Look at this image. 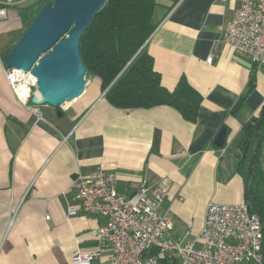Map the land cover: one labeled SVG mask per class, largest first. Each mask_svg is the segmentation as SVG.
<instances>
[{
	"label": "crops",
	"instance_id": "1",
	"mask_svg": "<svg viewBox=\"0 0 264 264\" xmlns=\"http://www.w3.org/2000/svg\"><path fill=\"white\" fill-rule=\"evenodd\" d=\"M40 1L0 0L7 6L0 20V264H72L77 251L97 252L105 219L69 210L76 177L99 169L117 174L116 189L127 197L143 180L166 183L161 213L173 224L171 239L182 243L199 236L211 202H247L240 148L243 127L264 108V64L224 43L244 0H160L155 9L147 51L166 90L186 78L202 97L195 123L168 106L117 109L95 77L59 110L22 104L4 57L24 32L20 9ZM224 128L227 142L218 148Z\"/></svg>",
	"mask_w": 264,
	"mask_h": 264
},
{
	"label": "built area",
	"instance_id": "2",
	"mask_svg": "<svg viewBox=\"0 0 264 264\" xmlns=\"http://www.w3.org/2000/svg\"><path fill=\"white\" fill-rule=\"evenodd\" d=\"M6 9L7 6L0 8V20L7 18ZM224 43L247 55L254 64H264V0H244L225 29ZM5 75L17 99L31 104L36 86L31 73L6 69ZM117 182V174L104 169L74 180L75 205L69 215L99 216L105 224L95 234L97 252L77 251L72 264H162L161 259L172 260L175 256L180 258V264L264 263V225L248 202H211L199 236L182 243L171 239L173 224L161 213L168 195L166 183L154 187L143 180L137 192L127 197L117 191ZM197 244L201 247L197 248Z\"/></svg>",
	"mask_w": 264,
	"mask_h": 264
},
{
	"label": "trees",
	"instance_id": "3",
	"mask_svg": "<svg viewBox=\"0 0 264 264\" xmlns=\"http://www.w3.org/2000/svg\"><path fill=\"white\" fill-rule=\"evenodd\" d=\"M49 1L53 0H41L33 6L20 9L25 20L24 31L40 8ZM158 1H107L81 39V56L87 69V78L95 77L101 81L106 100L117 109L146 110L168 106L179 112L184 119L195 123L200 116L202 97L186 78L180 80L173 92L166 90L162 86L161 75L153 67V58L147 51V43L156 30L153 17ZM262 118L264 108L260 116L255 118V123L252 121L243 127L242 144L246 141L249 149L246 155L241 154L239 169L246 180L250 160L260 141L249 193L253 201L252 211L259 215L264 225V121L259 126V139L255 135V128ZM160 261L162 264H178L166 258Z\"/></svg>",
	"mask_w": 264,
	"mask_h": 264
},
{
	"label": "water",
	"instance_id": "4",
	"mask_svg": "<svg viewBox=\"0 0 264 264\" xmlns=\"http://www.w3.org/2000/svg\"><path fill=\"white\" fill-rule=\"evenodd\" d=\"M107 1L53 0L40 8L5 58L7 69L31 73L36 79L32 105L37 107L48 105L59 109L75 102L86 93L89 79L81 56V39L90 28L93 19L106 6ZM61 114L59 112V116ZM252 121L255 123L256 119ZM263 121L264 118L255 128L258 139L259 126ZM226 142L227 129L224 128L216 137L215 145L223 148ZM260 145L259 141L250 160L245 182L246 198L250 208L253 207V201L249 185ZM248 149L245 141L240 148L241 154L246 155Z\"/></svg>",
	"mask_w": 264,
	"mask_h": 264
},
{
	"label": "bare ground",
	"instance_id": "5",
	"mask_svg": "<svg viewBox=\"0 0 264 264\" xmlns=\"http://www.w3.org/2000/svg\"><path fill=\"white\" fill-rule=\"evenodd\" d=\"M21 87H22V89H25V87L23 85ZM22 91L23 90H21V89L18 88V92H21L22 93Z\"/></svg>",
	"mask_w": 264,
	"mask_h": 264
},
{
	"label": "rangeland",
	"instance_id": "6",
	"mask_svg": "<svg viewBox=\"0 0 264 264\" xmlns=\"http://www.w3.org/2000/svg\"><path fill=\"white\" fill-rule=\"evenodd\" d=\"M160 1V0H159ZM158 1V2H159ZM89 86H90V78H89V80H88V85H87V89L89 88ZM179 260V259H178Z\"/></svg>",
	"mask_w": 264,
	"mask_h": 264
},
{
	"label": "flooded vegetation",
	"instance_id": "7",
	"mask_svg": "<svg viewBox=\"0 0 264 264\" xmlns=\"http://www.w3.org/2000/svg\"><path fill=\"white\" fill-rule=\"evenodd\" d=\"M59 112H61V111H59Z\"/></svg>",
	"mask_w": 264,
	"mask_h": 264
}]
</instances>
